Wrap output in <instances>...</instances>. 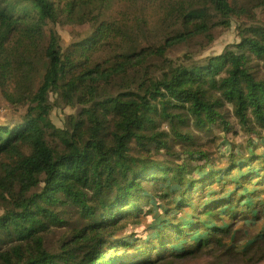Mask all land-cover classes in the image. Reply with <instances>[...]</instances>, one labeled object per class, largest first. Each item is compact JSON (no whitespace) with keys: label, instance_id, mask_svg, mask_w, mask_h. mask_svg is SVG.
<instances>
[{"label":"trees","instance_id":"trees-1","mask_svg":"<svg viewBox=\"0 0 264 264\" xmlns=\"http://www.w3.org/2000/svg\"><path fill=\"white\" fill-rule=\"evenodd\" d=\"M233 21L240 42L192 63ZM0 96L15 117L0 123V264L185 262L232 229L181 249L206 227L176 211L264 193V0H0ZM55 108L75 111L63 127ZM209 187L223 196L207 203Z\"/></svg>","mask_w":264,"mask_h":264},{"label":"rangeland","instance_id":"rangeland-1","mask_svg":"<svg viewBox=\"0 0 264 264\" xmlns=\"http://www.w3.org/2000/svg\"><path fill=\"white\" fill-rule=\"evenodd\" d=\"M65 3L66 0H59ZM238 23L233 21L231 29L219 34V36L213 41L211 45L197 50L196 53L192 54L191 62L196 64H203L213 57L218 56L225 52L226 47L229 44H235L240 42V37L237 32ZM79 32V28L69 22L64 25L62 30V46H67ZM188 51V50H187ZM186 53V49L177 51L173 54L174 59H179L178 61H185L183 54ZM48 103L51 105L53 102L52 98H49ZM75 111L70 108L58 109L55 108L51 113V118L55 125L58 127H63L66 116L73 114ZM14 122L15 117L12 115L11 109L7 108L5 99L0 96V123ZM166 130L167 127H165ZM199 172L194 173L193 177L197 180L204 177L201 176ZM241 172L233 173L230 177V182L236 181L241 177ZM144 186L153 194L157 195L159 192V187L149 184H144ZM172 186V185H171ZM253 190L257 188L252 187ZM209 196L205 199L206 202H210L212 199L219 198L222 192L217 189V187L208 188ZM257 204L259 209H257L250 218L242 220H233L232 216L237 214L239 211H244L245 204ZM164 205L161 208L155 209V212L148 215L143 220V226L137 229L135 232L140 238L141 242H147L156 233V226L164 222L163 215ZM196 205L191 208L185 209L183 212L178 213L176 211L177 217L185 224H193V219L201 220L205 225L206 229H201L195 233L190 239H180L177 242L179 248H189L194 247L200 241H209L212 239V231L214 229H229L231 228V234L229 236L218 234L215 237L214 242L207 244L203 252L192 259L186 260L185 262H179L176 264H263L264 262V193L259 197H250L241 207L236 206H226L222 207L214 212L205 214L199 219L193 217V211ZM220 242V245L217 243Z\"/></svg>","mask_w":264,"mask_h":264}]
</instances>
